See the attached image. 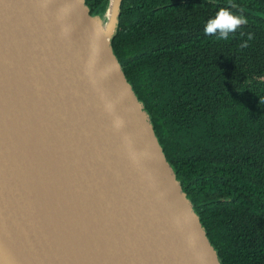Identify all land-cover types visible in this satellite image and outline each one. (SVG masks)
Returning <instances> with one entry per match:
<instances>
[{
	"label": "water",
	"instance_id": "water-1",
	"mask_svg": "<svg viewBox=\"0 0 264 264\" xmlns=\"http://www.w3.org/2000/svg\"><path fill=\"white\" fill-rule=\"evenodd\" d=\"M122 0H0V264H221L113 49Z\"/></svg>",
	"mask_w": 264,
	"mask_h": 264
},
{
	"label": "trees",
	"instance_id": "trees-1",
	"mask_svg": "<svg viewBox=\"0 0 264 264\" xmlns=\"http://www.w3.org/2000/svg\"><path fill=\"white\" fill-rule=\"evenodd\" d=\"M112 49L221 264H264V0H122Z\"/></svg>",
	"mask_w": 264,
	"mask_h": 264
},
{
	"label": "clouds",
	"instance_id": "clouds-1",
	"mask_svg": "<svg viewBox=\"0 0 264 264\" xmlns=\"http://www.w3.org/2000/svg\"><path fill=\"white\" fill-rule=\"evenodd\" d=\"M247 23V19L231 12L228 8H221L215 17L209 20L204 28L205 35L219 34V38L227 39L230 33Z\"/></svg>",
	"mask_w": 264,
	"mask_h": 264
},
{
	"label": "bare ground",
	"instance_id": "bare-ground-1",
	"mask_svg": "<svg viewBox=\"0 0 264 264\" xmlns=\"http://www.w3.org/2000/svg\"><path fill=\"white\" fill-rule=\"evenodd\" d=\"M111 2H112V0H111Z\"/></svg>",
	"mask_w": 264,
	"mask_h": 264
}]
</instances>
